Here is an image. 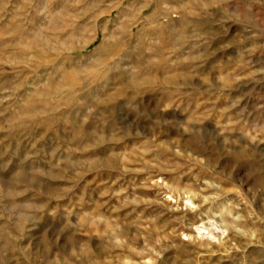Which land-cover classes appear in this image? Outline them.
Masks as SVG:
<instances>
[{"label": "rangeland", "instance_id": "1", "mask_svg": "<svg viewBox=\"0 0 264 264\" xmlns=\"http://www.w3.org/2000/svg\"><path fill=\"white\" fill-rule=\"evenodd\" d=\"M0 264H264V0H0Z\"/></svg>", "mask_w": 264, "mask_h": 264}, {"label": "bare ground", "instance_id": "2", "mask_svg": "<svg viewBox=\"0 0 264 264\" xmlns=\"http://www.w3.org/2000/svg\"><path fill=\"white\" fill-rule=\"evenodd\" d=\"M120 26V25H119ZM15 61V60H14ZM208 225V226H207ZM211 226V227H214L215 226V223L214 221H209L207 224L205 223H201L200 225H196L195 228H196V231L199 235L203 236L205 234V231L208 230V227Z\"/></svg>", "mask_w": 264, "mask_h": 264}]
</instances>
